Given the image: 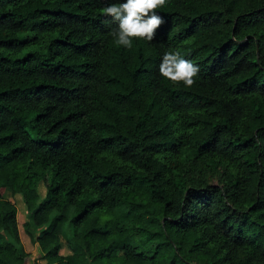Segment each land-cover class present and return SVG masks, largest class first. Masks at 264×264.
Wrapping results in <instances>:
<instances>
[{
	"label": "trees",
	"instance_id": "obj_1",
	"mask_svg": "<svg viewBox=\"0 0 264 264\" xmlns=\"http://www.w3.org/2000/svg\"><path fill=\"white\" fill-rule=\"evenodd\" d=\"M116 2L0 0V264H30L6 190L43 264H264V0H168L131 49Z\"/></svg>",
	"mask_w": 264,
	"mask_h": 264
},
{
	"label": "clouds",
	"instance_id": "obj_2",
	"mask_svg": "<svg viewBox=\"0 0 264 264\" xmlns=\"http://www.w3.org/2000/svg\"><path fill=\"white\" fill-rule=\"evenodd\" d=\"M168 0H126L124 3H112L101 11L111 17L118 26L110 35L114 43L128 49L133 47V37L153 41L156 31L165 23L157 9L163 8ZM199 66L182 58L179 52H166L159 64V73L171 82H182L192 87L199 74Z\"/></svg>",
	"mask_w": 264,
	"mask_h": 264
},
{
	"label": "rangeland",
	"instance_id": "obj_3",
	"mask_svg": "<svg viewBox=\"0 0 264 264\" xmlns=\"http://www.w3.org/2000/svg\"><path fill=\"white\" fill-rule=\"evenodd\" d=\"M217 174L211 175L209 177V182L212 184H217L216 180ZM37 193L39 195V199H42L44 196V188L41 184H38L36 187ZM2 198L10 203H12L15 207L16 210V222H17V229H18V237H19V242L23 248V250L29 254L30 256V264H43V261L41 260L40 256L41 254L39 253V250L36 246V244H33L30 241V237H33V235H36V231L31 230L30 233H28L25 230L24 224L28 222L29 216L26 214L24 210V206L22 203L21 198L18 195L11 196L9 191L6 190L4 191ZM65 232V230H64ZM65 239V236L63 237ZM61 239V247L59 250V254L62 256L70 254L69 250L66 248L64 242V239Z\"/></svg>",
	"mask_w": 264,
	"mask_h": 264
}]
</instances>
